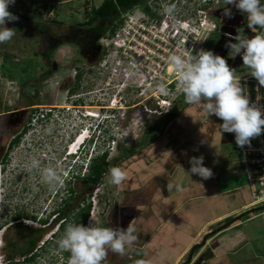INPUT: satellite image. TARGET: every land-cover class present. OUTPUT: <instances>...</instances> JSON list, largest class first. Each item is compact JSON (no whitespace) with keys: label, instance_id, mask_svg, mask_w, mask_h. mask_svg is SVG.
<instances>
[{"label":"rangeland","instance_id":"374dc122","mask_svg":"<svg viewBox=\"0 0 264 264\" xmlns=\"http://www.w3.org/2000/svg\"><path fill=\"white\" fill-rule=\"evenodd\" d=\"M103 1L15 0V4L9 7L10 11L26 15L29 21L16 20L7 23L6 27L14 29L16 34L10 41L0 44V208L3 209L0 211V262L3 264H67L68 253L61 252L55 243L62 234L57 230L59 224L51 231L36 233L35 229L46 230L48 225L44 226L40 221H33L28 219L29 217L21 222L22 227H15L12 222L14 215L36 216L37 220L50 222L53 217L50 220L47 217L51 207L55 205L54 196L58 197L61 194L65 196L68 189L64 186L56 191L47 189L44 192V184L40 181L39 173L36 171L28 173L25 170V165L31 158L38 159L42 166L58 165L65 172L67 167L65 158L72 159L67 156L68 146L77 142L81 131L86 129L84 121H89H83V114L88 111L102 115L100 108L91 106H106L111 98L117 95L120 102L121 96L123 97V105L118 104L114 109L111 108L115 119L111 129L106 131L105 128V132L101 131L103 132L101 137L91 142L90 151L82 160L88 165L90 159L93 160L97 153L101 156L107 151L109 169L112 167L126 169L127 160L157 135L166 120L164 117L172 112L178 101L177 99L170 108L159 106L157 97L160 93L156 89L164 82L151 83V80L142 82L135 75V71H128L131 77L125 78L122 71L125 68L117 66L118 56L121 57V54L113 57L115 46L111 40L116 35L107 37L109 30L119 20H123V25L117 33L127 26L133 30L154 22L138 5L121 15L115 14L110 20H97L88 25L92 11ZM178 2L186 8L194 7L193 3H189L193 0ZM208 2L194 0L195 14L191 9L176 14L174 20L167 19L166 16L165 19L172 22L197 21L199 25L197 29L200 30V36L196 39L197 47H204V50H211L214 54L224 57L230 68L237 71L242 66L234 64V59L229 57V49L225 44L239 33L251 38L257 35L258 29L252 32L247 26L246 14L241 15L233 6H228L232 9V18L225 17L223 0L209 2L211 6H207L211 7L214 16L204 17L200 10H205L202 6ZM216 6L220 8V18L215 16ZM203 19L209 22V26L200 28V21ZM100 26L106 27L107 32L104 35L91 33L92 29ZM98 46L102 48L104 57L97 65L93 51ZM106 60L108 64L104 68L102 65ZM98 68L101 69L99 72L102 75H99L100 81H95L93 72ZM113 70H117L115 76L112 74ZM119 71H122V74ZM247 75L246 70L237 73V76ZM107 81L117 86L112 93L102 90L104 87L107 88V85L105 86ZM82 97L85 98V102L81 104L85 107H73L80 105L76 98ZM30 104L33 106L29 107ZM146 107L152 111L157 110L159 114L147 112ZM50 108L54 109L56 115H49L46 120L42 119L39 113H44ZM38 115L40 119L33 126L29 125L31 118ZM101 120L99 118V122L95 121L93 125L102 127ZM25 128L27 131H23ZM49 128L51 132H48ZM22 131L19 144L10 149L14 136ZM72 132L75 134L74 138ZM7 152L8 161L5 163L2 160ZM105 177L97 187L84 184L81 187L82 195L86 199L82 205L85 206L89 202L92 204L87 226L94 223L98 226H109L107 216L115 201V188L106 182ZM49 194L52 202L45 198ZM71 202L69 212L77 209V202ZM80 211L82 210L68 217L63 230L68 223H77L76 215ZM25 227L29 229H24ZM37 234L42 237L36 245L34 261L24 260L25 257L29 258V255L22 257L17 254L14 260L7 258L9 253L16 254L20 249L26 248L29 236ZM11 242L16 244L14 249L9 245Z\"/></svg>","mask_w":264,"mask_h":264},{"label":"crops","instance_id":"0c3cea01","mask_svg":"<svg viewBox=\"0 0 264 264\" xmlns=\"http://www.w3.org/2000/svg\"><path fill=\"white\" fill-rule=\"evenodd\" d=\"M234 64L242 66L239 55ZM175 107L114 186L108 225L131 224L138 239L123 257L109 251L108 264H264V214L254 212L234 134L184 99ZM194 156H203L210 179L187 174Z\"/></svg>","mask_w":264,"mask_h":264},{"label":"clouds","instance_id":"9594fccd","mask_svg":"<svg viewBox=\"0 0 264 264\" xmlns=\"http://www.w3.org/2000/svg\"><path fill=\"white\" fill-rule=\"evenodd\" d=\"M14 4L15 0H0V44L10 41L16 34L14 29L6 27L7 23L19 19L9 11L10 5ZM228 6H233L241 15L246 14L247 26L252 32L257 29L262 31V34L251 38L239 33L225 44L229 49L230 58L234 59L238 55L241 57L243 68L258 82L259 91L264 88V2L223 0V15L232 18V9ZM162 11L167 18L175 19L174 3L163 5ZM166 63L178 76L177 89L183 96L184 103L198 106L199 111L207 118L215 116L222 120L219 125L220 133H233L237 147L251 146V140L264 133V109L250 103L247 85H242L240 76H237L235 69L230 68L224 57L214 54L211 50L200 49L193 54L192 50L184 49L180 53L169 54ZM156 90L164 96L169 95L163 83L159 84ZM99 118L102 119V127L93 125V122H99ZM114 120L105 119L101 115L83 119L86 129H81L76 141L85 135L84 142L78 144L75 149L77 142L68 146L67 156L71 157L72 161L65 168V172L58 165L42 166L35 157L26 163L25 170L28 173L38 172L41 183L47 185L50 190L56 191L64 186L66 188L76 172L78 176L88 175L93 161L100 155L97 153L88 165L82 159L90 151L91 142L99 139L105 128L109 131ZM78 128L80 130V126ZM48 132H51L50 128ZM189 164L187 174L199 176L203 180L213 176L212 170L204 166L203 156L191 157ZM105 179L109 185L119 188L127 176L121 168L112 167ZM175 187L177 191L182 190L179 185ZM0 211L3 209L0 208ZM137 239L131 224L126 229H120L98 226L96 223L85 226L72 222L67 224L55 243L61 252L68 253L67 264H108L106 257L109 251L123 257L129 253Z\"/></svg>","mask_w":264,"mask_h":264},{"label":"built area","instance_id":"2783aa9c","mask_svg":"<svg viewBox=\"0 0 264 264\" xmlns=\"http://www.w3.org/2000/svg\"><path fill=\"white\" fill-rule=\"evenodd\" d=\"M200 12L207 18V11L200 10ZM167 19L159 23H150L146 27L141 25L138 27L139 29L130 30L129 26H127L122 29L123 31L117 33L111 41L115 46V54L113 52V57H117L119 53L121 54V57L118 56L117 66L125 68L122 70L125 78L129 79L131 77V73L129 72L135 71V75L142 82L148 80H151V83L164 82L169 95L164 96L160 94V96H156L158 99L157 103L162 107L166 103V106L170 105V108L182 95L177 89L178 76L166 63L167 56L171 53H180L184 49L192 50L194 53V51L204 49V47H197L196 39L200 36V30L197 29L199 27L197 21H193L192 23L188 21L172 22ZM200 23V28L209 26V22L206 19H203ZM215 27L216 25L214 24ZM259 34H262L260 29H258L257 35ZM107 64L108 62L106 60L102 67L105 68ZM103 70L105 71V69ZM116 71L113 70V73H111L115 76ZM122 71H119V73L122 74ZM241 83L242 85H247V94L250 103H255L257 107L264 109V88H260L257 91L258 82L249 75L242 78ZM123 86L125 87L126 84ZM117 97V95H114L106 106L99 105L103 113L101 116L105 119H113L114 115L111 111L116 105L120 104ZM76 99L77 101L79 100V98ZM120 100L122 101V99ZM146 111L158 113L157 110L152 111L147 107ZM39 114L45 120L49 118V115H56L54 114L53 108ZM40 115L35 118L32 117L30 125L33 126L40 119ZM99 116L100 114L98 113L94 114L88 111L83 114L84 118H96ZM237 150L240 154L243 171L252 194L253 205L264 214V133L259 137L253 138L251 140V146H245L243 148L237 147ZM0 264H3V262L1 261Z\"/></svg>","mask_w":264,"mask_h":264},{"label":"flooded vegetation","instance_id":"af4514ba","mask_svg":"<svg viewBox=\"0 0 264 264\" xmlns=\"http://www.w3.org/2000/svg\"><path fill=\"white\" fill-rule=\"evenodd\" d=\"M208 1L211 2L212 0H208ZM209 2L206 5H204L203 8H205V11L208 12L207 13L208 14L207 16L208 17H212V16H214L213 10L211 9V7H208L207 6V5L211 6V4ZM172 3H174L176 5L175 15L176 14H180V12H182V13L188 12L189 10L192 9V7L186 8V7L182 6L178 2V0H151V1L145 0L144 3L143 4H140L139 6H141L142 11L148 16V18L151 21H153V22L156 21V22L159 23V22H161L165 18V15L163 14V11H162L163 5H165V4H172ZM189 3H193L194 7H193V9L191 11H193L194 14H195V11L194 10L196 8L195 7L196 4H194V0H193V2H189ZM136 6H138V5H136ZM215 11H216L215 16H217V17L220 18V8H219V6H216ZM95 34H97L98 36H101V34H98V33H95ZM99 47L100 46L94 48L95 50L93 51V58H94V61L96 62L95 64H97V65L100 64L101 58L104 57V52H103L102 48L101 47L99 48ZM88 59L91 60L90 57H88ZM99 70H101V69L98 68V70H95V72H93L94 73V76H95V79H94L95 81L96 80H99V75L100 76L102 75L99 72ZM103 73H104V76H105V72H103ZM106 78H107V80H109L108 76H106ZM111 83L112 82H110V81L108 82L107 81L106 84H105V86L107 85V88L105 89V87H104L102 90L103 91L104 90H107V92L109 91L110 93H112V90L114 88L116 89L117 86L116 85L114 86ZM98 85H100V84H98ZM120 99H122V101H123V97L122 96H121ZM122 101L121 102L119 101V103L121 105H123V102ZM78 102H79L80 105L79 106L78 105L77 106L76 105H73V107H82V108L85 107V106H83V104H81L82 102H85V98H83V97L80 98L78 100ZM91 107H93V108H100L99 105H96V107L93 105ZM29 125H30V123H29ZM25 129L23 131H25ZM23 131L20 132L19 134H16L14 136V139L17 136L21 135V134L23 135ZM72 134H73V137L72 138H74V135H75L74 132H72ZM70 140H72V139H70ZM7 154H8V152L6 154H4L3 160H2L5 163H6V161H8V159H7L8 157L6 156ZM65 159L67 160L66 166H68L69 165V162H71L72 159H69V160L67 158H65ZM83 179H84L83 175L81 174L80 176H78L77 175V172H76L74 174V177L72 178V181H71L70 185L67 186L68 189L66 190V195L64 196V195L61 194L58 197H55L54 196V198L56 199L55 205H53L51 207L50 211L48 212V217H47V219H49V220L53 217L50 222L48 220H41V219H38L37 220L36 216H28V215L17 216V215H14L12 222H13V224H15V227H22L21 222L24 219H27L29 217L28 219H31L33 221H40V223H43L44 226L48 225V228H46V230H43V229H35V231H39V232H42V233L43 232H46V231H51L56 225L59 224V226L57 228V230L59 231L58 233H63V231H64L63 230V227H64L63 225H66L65 223H67V220H68L69 208H68L67 202H69V199L72 198L73 201L78 202V203H81V206H83L82 204L84 202V197L82 195L83 192H82V189H81L82 185L84 184L83 183ZM70 188L75 189V193H71L70 192ZM43 189H44L43 191L46 192L47 189H49V188H48L47 185H44ZM49 196H50V194L47 195V196H45V198L47 199V201L50 200ZM52 201L53 200H50V202H52ZM76 210L79 211L80 208H77ZM24 229H29V228L25 227ZM28 245H29V243H28ZM35 250L36 249H34L33 252L29 255V259L30 258H33L32 261H34L35 258H36V255L34 253ZM24 260H27V258L25 257Z\"/></svg>","mask_w":264,"mask_h":264},{"label":"trees","instance_id":"16d2710c","mask_svg":"<svg viewBox=\"0 0 264 264\" xmlns=\"http://www.w3.org/2000/svg\"><path fill=\"white\" fill-rule=\"evenodd\" d=\"M145 0H104L103 3L97 7L94 8V10L92 11V18L87 22L88 25H92L95 21L97 20H110L115 14L121 15L123 13H126L127 11H129L130 9L134 8L136 5H140L143 4ZM10 11V10H9ZM12 12L14 15L18 16L19 19L18 20H26L29 21L28 17L20 12H16V11H10ZM217 23V21H216ZM218 24V23H217ZM123 25V20H119L117 22L116 25H114L108 32V36L107 37H114L119 28H121V26ZM107 32L106 27H96L94 29L91 30V33H98L101 35H104ZM213 38V36H212ZM183 100V96H181L178 101L176 102V104H181ZM175 104V105H176ZM33 106V104H30L29 107ZM176 108V107H175ZM174 110V108L172 109V111ZM178 112H170L167 114L166 117H164L166 120L170 119V117L175 116ZM163 118V119H164ZM164 120V122L166 123L167 121ZM163 122V123H164ZM162 123V125H163ZM25 131H27V128L25 129ZM22 134L17 136L15 139L12 140L11 144H10V149L14 148L17 144H19L20 140H21ZM107 157H108V152H104L103 155H101L100 157H98L97 159H95L90 167V171L88 173V175H86L83 179V183L85 186H93V187H97L101 181L103 180V178L107 175L110 164L107 161ZM70 192L71 193H75V189L70 188ZM73 199L70 198L69 202H67L68 204V208L70 209L72 206V202ZM86 202V199H84V202ZM77 208H80L82 211L79 212V214L76 215V221L77 223H81L85 226H87V219L90 216L91 210H92V204L91 202H89L88 204H86L85 206H81V203L77 202ZM71 210V209H70ZM76 209L72 210L68 213V217L71 214H75L76 213ZM258 209H255L254 212H258ZM36 233H38V231H36ZM42 235L37 234L36 236H29L28 239V247L24 248V249H20L16 254H12L9 253L7 258L9 260H14V257L18 254V256H27L30 255L33 250L35 249L37 243L40 241ZM9 245L14 249L16 247V244L14 243H9ZM33 258H27V261H32Z\"/></svg>","mask_w":264,"mask_h":264},{"label":"bare ground","instance_id":"6f19581e","mask_svg":"<svg viewBox=\"0 0 264 264\" xmlns=\"http://www.w3.org/2000/svg\"><path fill=\"white\" fill-rule=\"evenodd\" d=\"M170 106V105H169ZM169 106H166V103L163 104V107H166V108H169ZM93 115V114H92ZM91 116V115H90ZM94 116V115H93ZM84 138H85V135H82L79 137L77 143L75 144L76 146L82 142H84ZM74 145V149L76 148V146ZM71 153V152H70ZM257 209V208H256ZM259 210V209H258ZM260 211V210H259Z\"/></svg>","mask_w":264,"mask_h":264}]
</instances>
